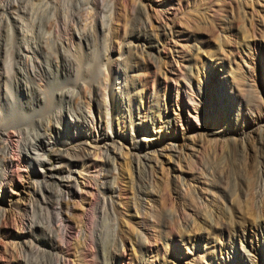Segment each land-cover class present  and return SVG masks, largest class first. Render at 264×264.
I'll return each mask as SVG.
<instances>
[{
  "label": "rangeland",
  "instance_id": "1",
  "mask_svg": "<svg viewBox=\"0 0 264 264\" xmlns=\"http://www.w3.org/2000/svg\"><path fill=\"white\" fill-rule=\"evenodd\" d=\"M67 1L0 0V151L8 139L12 160L0 163V210L5 214L0 217V264H55L42 252L56 254L57 245L60 264H224L230 255L232 264H264V0H135L133 30H140L145 9L156 31L150 36L147 30L142 53L132 49L129 54L119 25L124 17L120 4L116 38L102 34L100 26L86 30L80 61L73 48L65 51L61 35L47 34L55 31L50 25L63 11L78 10L74 7L82 2ZM104 54L130 67V96L152 88L146 104L167 101V109L160 104L161 118L142 111L147 123L160 126L163 137L157 130L154 138L134 135L138 150L133 153H126L129 140L119 141L125 134L113 127L115 146H107L108 151L116 156L123 152L125 160L116 162L118 172L111 178H106L111 174L105 166L106 145L94 148V139L111 131L97 125L88 137L72 121L82 107L81 96L103 91L99 64ZM110 73L111 88L124 90L122 67L113 63ZM200 85L206 87L203 97L197 93ZM222 92L240 99L227 104L223 95L217 102ZM217 105L225 109L212 117ZM235 109L250 119L236 126L230 120ZM167 117L172 124L163 131ZM136 142L153 145V150L143 151ZM47 145L41 163L31 149L41 155L39 147ZM79 150L89 151L90 159L71 165ZM137 152L151 156L146 168L137 170ZM66 194L84 209L81 249L71 241L75 232L65 240L54 230L55 214L62 210L58 200ZM101 198L106 200L104 214L94 220ZM137 233H144V239Z\"/></svg>",
  "mask_w": 264,
  "mask_h": 264
},
{
  "label": "bare ground",
  "instance_id": "2",
  "mask_svg": "<svg viewBox=\"0 0 264 264\" xmlns=\"http://www.w3.org/2000/svg\"><path fill=\"white\" fill-rule=\"evenodd\" d=\"M82 2H80L81 3V6L74 7L75 9H78V10H75V11H73L71 13L70 12H67V11H63L61 13L62 14V15H60L61 18L59 20H56L54 22V24H51L50 25V27L55 28V31L54 30L53 31H50V30L48 31L47 30L48 31L47 32L48 35H53L54 32H55L56 35H61V38L62 39L59 38V39H61V41L60 40L59 41L62 43L63 46H65V51L66 52L67 51L69 52L71 50L70 48H73V50H74V53L73 54L76 55V59L79 60V61L84 57V53H83L82 47H81V40H82L83 34L85 33L86 30L87 31L90 30L92 32H95L96 29L98 28V26H100V32L102 34L104 32H107L106 33L107 35H110L113 38H116V36H117V29H116V27H115L114 24H118V22L120 23V15L117 13V7L120 4H122V8L124 9V11H123L124 12V15H123L124 17H122L123 19H122V21H121V23L119 25H121V27H122L123 36L125 37V40L129 41V43L127 45H125V46H127L126 47V51L127 52H125V53H128L129 54V52L132 49L137 50V51L141 49V53H142L144 47L147 44L146 43V40L147 39H145L146 38L147 30L150 32V36L153 33H155V31H156V29L153 28V26H152V24L150 22V17L148 15V12L145 9H143V14H142V20L143 21L141 20V22H140V30H137V33L133 30V27H132V21H133L132 20V15H133V12L136 11V2H135V0H82ZM68 4H69V2H68ZM74 4H77V3H74ZM55 6H56V4H55ZM12 9H13V7H12ZM70 10H72V9L70 8ZM147 26L149 27L148 29H147ZM20 28H21L20 31L22 32V29H23L22 26ZM103 36H106V35H103ZM110 36H108V37H110ZM108 37L106 36V38H108ZM53 39L55 40L56 38H53ZM25 40H28V39H25ZM46 41H48V40L46 39ZM119 41H121V40H119ZM110 47H112V46H110ZM120 56H122V54L121 55L120 54L118 55V57H120ZM104 58L105 59H103L102 63L99 64V66L103 69V71L101 72V75L104 78V81H103L104 82V84H103V91H101L99 94L94 93V91L91 94L88 93L89 94V97L88 98L86 96L85 97L84 96H81V100H83V102H81L82 107L80 106L81 108H79L78 115H76L77 116V119H75V120L72 119V121H73V125H74L75 130L76 131L79 130V131H82V132L86 133V136H88V137L90 136V134H92L96 130V126L97 125H100L102 128H107L108 130L111 131V134H109V133L107 134L105 131H103L101 133V136H100L101 137V140L100 141H97L96 142V139H94L95 140L94 148L96 150H98V149L100 150V146L103 147V146L106 145V148H105V151H106L105 152V158H106L105 159V166H106L107 170L109 171V173H111V174H108L106 176V178H111V177H113L118 172L117 171L118 167L115 166L116 165V162H119L120 159L125 160L122 157V155H123L122 153L123 152L122 153L120 152L119 155L116 156L115 154L112 155V153H109V151H108L107 146H110V145L115 146L114 145L115 142H113V141L115 140L114 138L116 136H115V134L112 131L113 130V127L114 126L117 127L120 131L123 132V134H125V136L124 135H122V136L119 135V141L122 142L123 140L124 141L125 140H129L126 143V145H124L127 148L126 153H129V152L130 153H133L131 150H133V151H137L138 150L137 147H134V143L132 142L134 140V135L139 134L141 132V133H143L145 135L146 138L147 137L154 138V136H155L154 130H157V135L160 138L163 137L162 133H160L162 131L161 128H160V126L159 125L156 126V123L155 122H153L152 124L147 123L146 122L147 113H146V111L145 112H142V111L143 110H149V112H150V114L152 116H155L157 118H161V116H160V113H161L160 106L162 105L165 109H167V101H166V99L164 97V99H162L163 102L161 100V102L159 101L160 103L159 102L155 103V106H153V105H150L149 106L148 104H146L147 101H146L145 96L146 95L149 96L151 92L152 93L154 92V90L152 88L149 90V92H144V94H142V95L137 94L135 96L134 95L133 96H130V92L127 91V87H128V78L126 76V74H127L126 66L127 65L125 66L124 62L122 64H120L117 61L116 62L115 61L112 62V59H111V57H109L108 54H104ZM128 59H129V57H128ZM159 60H155V67H156V69H157L158 72H162V68L159 65L160 64L159 63L160 62ZM113 63L114 64L116 63V65L118 67L121 66L122 69H123L124 90H122V89L121 90H119V89H113L110 86V80L112 78L110 76V74H111L110 71H111V66L113 65ZM133 65L135 66V63ZM209 65L210 64H208V67H209ZM127 67H129V66H127ZM187 71H188V78L190 80V77H192V69L190 68ZM151 81H153V84H154V79L151 80ZM100 85H102V83ZM201 86L202 85H200L198 87L197 93L198 94H201V97H203L202 92H205L206 91V87H204V86L201 87ZM223 93L224 92H222L221 94L218 95V99L216 100L217 102L220 101V98L223 95L226 97L227 104H230L231 98H236L237 100L240 99L238 96L232 95L231 93H229L228 96H226ZM69 95L70 94L68 93V96ZM124 97H126V98H124ZM85 99H87L86 103L84 102ZM102 99L104 100L103 105H101L102 104L101 103ZM107 99H109V102L108 103L106 102ZM147 99H148V97H147ZM188 100H190L191 103L195 104V102L193 100H191L190 98ZM70 102H71V99H69V101H67L66 103L69 104ZM135 104H136V106L134 107ZM94 105H96V107H97V110L96 111H94V110L92 111V108L91 107L92 106L94 107ZM197 105L199 106V104H197ZM146 106H148V107H146ZM213 106H214V104H213ZM229 108L230 107L228 106L227 110ZM82 109H85L86 112L85 111H82ZM224 109L225 108L223 107V105L221 107H219V105H217V106H215V107L212 108V113L210 115L212 117L213 116L217 117L218 116L217 113L220 112V111H223ZM235 112L236 113L234 114L233 118L230 117L231 118L230 120H231V122L234 121V124L236 126H238V124L240 122L246 121V117H247V120L250 119V117H248V116L241 115V111H239L237 109H235ZM86 115H88V116H86ZM136 118H138V121H139L138 126L135 125V121H137ZM149 119H151V118H149ZM55 122H57V120ZM171 124H172L171 119H169V118L166 119L165 124H164L165 126L163 128V131H166L171 126ZM51 129L57 130L55 127H51ZM17 135L20 136V133H18ZM259 139H261V138L259 137ZM23 142L24 141H21L20 142L21 146L20 145L19 146L21 147L22 150H24L25 153H27L28 150L25 147V145L23 144ZM31 145H32V142H31ZM136 145L139 146L140 144H137V142H136ZM1 146H2V148H1V151L0 152L3 155L0 158V163L3 166H6L7 164L11 163V161H12L11 158L7 156L8 139H4V141L1 142ZM48 146L49 145H47V146H40L39 147L40 148V151L42 152L41 155H39L37 153L38 150H37V148H35L36 146L31 149L33 152H35V154H33L35 158H39V159L41 158V161H40L41 163H43V161H42L43 158L46 159L45 153L48 150L47 149ZM140 148L143 151L153 150L152 149L153 148V145H148V144L142 145L141 144L140 145ZM120 151H122L121 148H120ZM89 154L90 153L87 150H83V151L82 150L81 151L79 150L77 153H75L74 155L71 156V158H70L72 160V161L70 160L71 161L70 162L71 165L72 164H81V165H84L85 164V161L88 160V159H90ZM135 155L136 156H133V162H136L137 163L136 164L137 165V170H140L141 167L142 168H146V165H149L150 164V162H151V156L150 155H148V154L141 155L140 152H137V154H135ZM125 158H126V156H125ZM41 166H42V164H41ZM149 167H150V169H152V166H149ZM55 174L57 175V174H59V172H56ZM53 175L54 174L51 173L49 176H53ZM38 188H39V186L36 187V189L34 190V192L39 191ZM109 190H110V188H107V191L108 192H109ZM0 192H1V190H0ZM39 194L43 195L42 193H39ZM32 195H33V193H32ZM78 196H81V194L78 195ZM41 199H42V201H44L43 196H42ZM30 200L31 201H30L29 209L32 212L36 208L37 200H35V198L34 199H30ZM58 201H59L58 204L60 205V208H62V210L56 212L55 216H56L58 225L55 226V228L54 227L53 228H54L55 231H57L58 233H60L61 237L63 239H65V240L67 239V237L70 236L71 232H75L76 237L72 238L71 241L73 242V244L75 246L78 247V249H81L83 247V245H85L84 244L85 243L84 241L86 239V237H85V234H86L85 233V226L86 225H84V209H82L83 206L82 205H78L77 206L74 203H72L69 200V198L67 197V194L65 196L64 195L63 196L61 195V198ZM108 201L109 202H107V204H109V203L111 204V202H110L109 199H108ZM99 202H100V205H102V208L100 210H97L96 208L93 209V212H92L93 216H92V218H94V220L100 219V217L104 214V206H105L106 200L104 198H101ZM74 214H79V217L81 216L82 218L77 219L74 216ZM203 215H205V214H203ZM1 216L2 217H5L4 211H2V210H0V217ZM203 218H204L203 216H201V215L199 216V219L201 221L204 220ZM210 220L211 219H209V221ZM91 226L88 229L89 232L92 231V228L94 226V223H91ZM30 228H32V227H30ZM30 228H29V231H27V234L28 235H30V233H32V231H33ZM89 235H88V237H90ZM136 235L138 237H141V238L145 237L144 233H137ZM130 247L132 249L133 244H131ZM31 248H32V246L31 247H28V249H30V250H31ZM54 250L56 251V254H52L50 252H44V251L42 252V254H44V256L46 255L50 260H53L55 262V264H60L59 263L58 255L60 256L62 254V249H61L60 246L57 245V247ZM32 251H34L35 253H37V255L39 253H41L40 251H38V249H35V248L32 249ZM31 254L32 255H35L32 252H31ZM227 258L229 259V262L226 263V261H223V263L224 264H232L233 256L230 255V257H227ZM113 260H115V259L113 258ZM31 264H41V262L38 263L37 261L32 260L31 261Z\"/></svg>",
  "mask_w": 264,
  "mask_h": 264
}]
</instances>
